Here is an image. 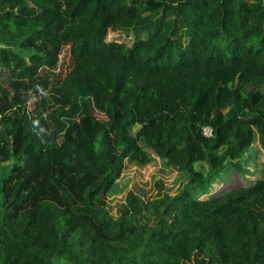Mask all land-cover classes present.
Wrapping results in <instances>:
<instances>
[{"label":"trees","instance_id":"16d2710c","mask_svg":"<svg viewBox=\"0 0 264 264\" xmlns=\"http://www.w3.org/2000/svg\"><path fill=\"white\" fill-rule=\"evenodd\" d=\"M255 141L264 0H0V264H264V158L209 193ZM151 155L184 184L113 216L125 161Z\"/></svg>","mask_w":264,"mask_h":264},{"label":"rangeland","instance_id":"374dc122","mask_svg":"<svg viewBox=\"0 0 264 264\" xmlns=\"http://www.w3.org/2000/svg\"><path fill=\"white\" fill-rule=\"evenodd\" d=\"M124 37L125 35L120 31H113L107 34V38H116L118 40H121ZM60 61L61 60L59 59L60 68L63 69L62 62ZM61 69L56 71L57 73L54 75L53 79L61 78V76L64 74L63 73L60 76L59 71ZM66 69L67 67L64 70ZM2 77H6L5 73L2 74ZM50 86L51 84L49 82L33 95L29 102L30 109L35 106V101H42L45 99V97L48 98L47 90ZM94 113L99 117L104 116L103 113L95 110ZM137 128L138 125H134L132 132L135 133ZM263 158V151H261L259 143L255 141V143L250 146L248 152L245 153L241 159H239V163L244 168L238 170L237 168L233 169L231 166H228L227 168L223 169L215 177V180L209 185V193H217L232 187L234 184H245L255 180L257 175L260 174L259 166L261 165V160H263ZM9 163L10 160L0 162V167L1 165H6ZM196 165L200 169H204V165L202 163L198 162ZM157 180H161L163 191L173 195L184 184L185 175L183 172L166 165L162 159L156 155H151V159L146 163H140L135 160L127 159L125 161V166L121 175L107 196L108 210L113 216H115L118 203L123 200L126 191L129 189L135 191L143 198L154 195L157 191L154 182ZM209 193L204 195H209Z\"/></svg>","mask_w":264,"mask_h":264},{"label":"built area","instance_id":"2783aa9c","mask_svg":"<svg viewBox=\"0 0 264 264\" xmlns=\"http://www.w3.org/2000/svg\"><path fill=\"white\" fill-rule=\"evenodd\" d=\"M210 131H211V130H210V128H209V127H204V132H205V133L209 134V133H210Z\"/></svg>","mask_w":264,"mask_h":264}]
</instances>
